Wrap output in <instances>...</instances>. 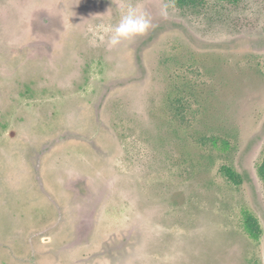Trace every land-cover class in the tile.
Listing matches in <instances>:
<instances>
[{"label":"rangeland","instance_id":"374dc122","mask_svg":"<svg viewBox=\"0 0 264 264\" xmlns=\"http://www.w3.org/2000/svg\"><path fill=\"white\" fill-rule=\"evenodd\" d=\"M165 3L0 0V264H264V0Z\"/></svg>","mask_w":264,"mask_h":264},{"label":"clouds","instance_id":"9594fccd","mask_svg":"<svg viewBox=\"0 0 264 264\" xmlns=\"http://www.w3.org/2000/svg\"><path fill=\"white\" fill-rule=\"evenodd\" d=\"M172 5V0L165 3L160 10L161 16L167 18L169 15V7ZM152 27L151 19L145 13L138 11L132 5H128L119 18L116 25L107 26L99 25L97 32L107 34V43L109 47H116L122 41L131 40L135 37L144 35ZM100 40L105 39V35H99Z\"/></svg>","mask_w":264,"mask_h":264}]
</instances>
